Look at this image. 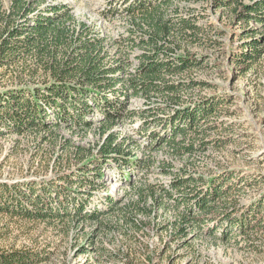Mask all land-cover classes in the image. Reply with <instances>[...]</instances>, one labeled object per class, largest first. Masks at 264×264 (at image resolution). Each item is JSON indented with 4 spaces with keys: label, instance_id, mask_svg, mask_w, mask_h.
Instances as JSON below:
<instances>
[{
    "label": "rangeland",
    "instance_id": "obj_1",
    "mask_svg": "<svg viewBox=\"0 0 264 264\" xmlns=\"http://www.w3.org/2000/svg\"><path fill=\"white\" fill-rule=\"evenodd\" d=\"M20 1L26 11H20L15 0H0V33L14 25L33 24L37 13L62 5L63 12L73 17L64 26L74 29L76 37L78 30L82 35L81 25L86 24L92 39L103 41L108 51L107 65L111 66L127 53L132 61L129 70L136 69V56L142 49L131 50L125 45L118 49L115 42L136 28L130 22V15L122 12L125 7L122 0ZM114 6L119 12L108 16L106 11ZM172 8L178 9L181 18L196 21L202 30L198 33L201 39L198 42L177 34L168 41V44L172 42L169 46L176 48L177 55L188 57L194 65L173 77L182 82L178 100L181 105H173L163 116L168 118L177 107L195 108L205 100H214L219 105L216 113L187 133L189 141L199 144L205 139L210 144L183 158L169 155L166 146L156 151L146 150V155L155 156L150 159L154 163L148 173L136 167L122 169L123 172L112 162L104 170L105 178L96 181L93 189L80 184L78 179L84 166L91 164L88 162L95 158L105 138L101 137L104 116L97 109L95 114H89L90 128L61 124L47 130L35 127L16 131L8 114H12V108L5 109L2 101L7 92L33 93L29 90H46L55 82L80 87L77 79H66L63 83L53 78V69H44L53 55L57 60H64L67 51H71L67 40L62 39L60 46L49 47L53 55L49 50L38 54L35 49H20L13 63L0 67V205L5 206V201L16 193L21 205L33 208L22 195L28 190V184L37 183V190L40 184L61 186L70 192L89 191L85 194L90 198L87 205L89 210L100 212L101 221L71 216L30 219L2 210L0 253L19 251L29 253V258L36 256L35 261L25 264H264V24L255 20L240 21L231 9L218 8L212 0H174ZM251 29L255 38L261 40L263 54L254 64L238 63L236 58L252 42ZM117 75L127 76L124 72ZM189 82L191 85L186 87ZM147 101L141 96L130 98L125 104L124 117L107 128L105 135L118 137L136 158L143 160L146 156L142 150L150 148V132L163 134V121L150 125L148 132L143 129L149 116L140 112L147 110ZM150 101L161 108L167 103L161 95H152ZM132 111L136 115L129 113ZM50 120L54 121V115ZM163 159L169 160L167 169L160 162ZM185 173L203 178L204 190L222 184L228 190V199H220L215 210L206 214L195 211L194 217L205 221L201 227H188L186 235H175V222L181 211L177 212L171 202L167 209L153 210L146 229L131 230L119 210L137 199L130 182L139 184L145 178L147 184L168 187L172 178L183 177ZM4 185L9 187L8 193L3 192ZM108 198L114 207L108 204ZM226 210L233 213L230 221L224 215ZM233 219L236 226L230 227Z\"/></svg>",
    "mask_w": 264,
    "mask_h": 264
},
{
    "label": "trees",
    "instance_id": "obj_2",
    "mask_svg": "<svg viewBox=\"0 0 264 264\" xmlns=\"http://www.w3.org/2000/svg\"><path fill=\"white\" fill-rule=\"evenodd\" d=\"M173 1H121L125 6L122 12L130 15V22L133 27L136 26L137 31L136 28H132L127 36L117 38L115 42L118 49H121L123 45L131 50L138 47L142 49V53L136 56L138 65L134 71L129 70L132 61L131 56L127 53L114 61L111 66L107 65L105 56L108 55V51L105 49L103 41L92 39L86 24L81 25L82 35L79 34V30L77 31L78 37H76L74 29L66 28L65 21L73 20V17L63 12L62 5L49 7L46 9L48 12L37 13L34 16L33 24L14 25L0 33V67L13 63L15 55L22 48L28 51L35 49L40 54L49 50L51 46H60L64 39L68 41L71 51H67V55L63 57L64 60H57V56H54L53 52L49 50L53 56L50 59V64L46 65L44 69L49 71L53 69L51 75L61 82L66 79H77L80 87L63 86L64 84L55 82L46 90L37 88L29 90L33 93H28L26 90L7 92L8 96L1 100L5 103V109L12 108L10 110L12 114L8 113L9 119L11 125L18 132H21L23 128L32 129L35 127L47 130L61 124L90 128L92 120H88L87 116L95 114L96 109L97 112L103 114L101 137L105 138L100 143L95 158L88 162L91 164L84 166L78 183L87 184L93 189L96 181L105 178L104 170L109 169L112 162L121 170L136 167L145 169L148 173L151 164L154 163L150 162V159L155 156L146 155V150L156 151V149L166 146L169 155L183 158L185 155H190L199 148H206L210 144V141L205 139H202L199 144L193 140L189 141L187 133L196 130V127L216 113L219 105L214 100H205L195 108L177 107L168 118L163 116V113L168 112L173 105L174 107L181 105L178 100H180V90L183 88L181 87L182 82L173 80V77L183 74L194 65V62L189 61L188 57L177 55L176 48L169 46L172 45V42L168 44L170 43L168 41L177 34L183 39L189 36L191 40L198 42L201 40L198 33L202 30L198 23L191 18V20L181 18L178 9L172 8ZM15 2L20 5V11H26L25 4H22L20 0H15ZM212 2L218 8L231 9L240 21L255 20L257 23L264 24V0H251L250 3H245L244 0H212ZM241 8L242 10H240ZM116 11L119 12L114 6L106 13L111 16ZM249 32H253V29ZM252 35L254 36L247 50L236 58L238 63L254 64L261 58L263 54L261 40L255 38L254 32ZM119 53L121 52L119 51ZM120 72L126 73L127 76H116ZM191 83L189 82L186 87H189ZM119 84L121 86L116 88ZM194 84L196 83L193 82ZM83 85L89 87H82ZM152 95L164 96L167 101L166 106L161 108L154 105L155 103L150 101ZM136 96L149 99L147 110L140 112L143 116H149V120L144 122V131L148 132L150 125L163 121L161 130L164 136L162 134V137L154 131L150 132L151 149L147 147L142 150L146 156L144 160L136 158L126 143L118 141V137L113 134L105 136L106 129L113 126L116 120L124 117L126 102ZM129 113L136 115L137 112ZM53 115L54 121H51L50 118ZM168 161L165 159L160 161L163 164V169L170 166ZM122 171L124 172V170ZM89 173H92L91 176H88ZM164 173H168V171L164 170ZM142 176L145 177V172ZM144 179L142 178L139 184L130 182V186L137 193V199L119 208L124 222L133 231L146 229L149 225L147 219L152 220L153 210L155 208L167 209L171 202L174 203L173 206L177 212L181 211L175 222L177 225L175 235H186L188 227H194V225L201 227L205 221L195 218V211L206 214L215 210V204L220 199L224 201L228 199V190L223 189L222 184L204 190L205 188H202L201 185H204L205 180L187 173L183 177L172 178L168 187L147 184ZM37 186V183L28 184L26 187L28 190L22 194L23 199L33 208L21 205L16 198V193H13L5 201V206L0 205V211L15 212L30 219L71 216V218L101 221L98 210H89L87 203H90V198L85 197L89 191L70 192L63 190L61 186L54 187L43 184H40L37 190ZM4 188L3 192L8 193L9 187L4 185ZM72 193H76L74 195L76 197ZM61 197L64 200L58 201ZM107 201L111 207H114L110 198ZM181 207H184L183 210H180ZM232 214L231 211L227 212L226 210L224 215L227 217V221H230ZM233 221L234 219L231 220L232 226L230 225V227L236 226ZM28 254L19 251L9 254L0 253V264H25L35 261L36 256L29 258Z\"/></svg>",
    "mask_w": 264,
    "mask_h": 264
}]
</instances>
